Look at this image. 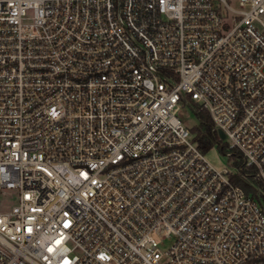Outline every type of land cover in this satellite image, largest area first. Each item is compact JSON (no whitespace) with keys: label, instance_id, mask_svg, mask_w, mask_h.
Listing matches in <instances>:
<instances>
[{"label":"built area","instance_id":"built-area-1","mask_svg":"<svg viewBox=\"0 0 264 264\" xmlns=\"http://www.w3.org/2000/svg\"><path fill=\"white\" fill-rule=\"evenodd\" d=\"M242 166L264 180V0H0V264H264Z\"/></svg>","mask_w":264,"mask_h":264},{"label":"trees","instance_id":"trees-1","mask_svg":"<svg viewBox=\"0 0 264 264\" xmlns=\"http://www.w3.org/2000/svg\"><path fill=\"white\" fill-rule=\"evenodd\" d=\"M194 112L197 115L198 123L189 127V129L197 147L205 153L216 145L221 152L225 153V145L220 142L217 135L211 130V119L208 112L204 109H197V107H195ZM230 154L235 159V163L241 165L239 153L230 150ZM231 179L236 185L242 187L247 193H252L254 196H257L254 185L264 190V180L256 177L255 170L251 167L242 166L239 173L234 174ZM261 198H264V195H261ZM261 198L257 197L259 201H261Z\"/></svg>","mask_w":264,"mask_h":264},{"label":"rangeland","instance_id":"rangeland-1","mask_svg":"<svg viewBox=\"0 0 264 264\" xmlns=\"http://www.w3.org/2000/svg\"><path fill=\"white\" fill-rule=\"evenodd\" d=\"M178 116L183 124L187 127H192L198 123V118L195 112L187 105H181L178 110ZM205 159L216 169H228L231 172L236 170V163L233 158H229L225 153L221 152L219 148L214 145L204 153ZM255 186V185H254ZM13 191L5 190L0 192V204L11 205L13 204L12 196ZM261 203L264 205V198H261ZM170 244V240H165L160 248L165 251Z\"/></svg>","mask_w":264,"mask_h":264},{"label":"water","instance_id":"water-1","mask_svg":"<svg viewBox=\"0 0 264 264\" xmlns=\"http://www.w3.org/2000/svg\"><path fill=\"white\" fill-rule=\"evenodd\" d=\"M217 136L219 137V138H223V133L220 131V130H218L217 131Z\"/></svg>","mask_w":264,"mask_h":264}]
</instances>
